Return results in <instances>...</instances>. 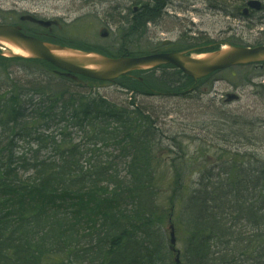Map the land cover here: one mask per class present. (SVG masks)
<instances>
[{"label":"trees","instance_id":"1","mask_svg":"<svg viewBox=\"0 0 264 264\" xmlns=\"http://www.w3.org/2000/svg\"><path fill=\"white\" fill-rule=\"evenodd\" d=\"M151 2L150 6L143 4L144 9L140 11L131 9L130 26L125 35L136 34L134 38H141L147 25L157 20L166 3L164 0ZM225 10L228 12L227 7ZM27 31L38 36L37 30L27 28ZM43 37L58 44L68 41L53 32ZM207 44L194 42L182 48L166 42L152 51L96 50L111 56H125L219 48ZM8 65L27 67V73L36 79L42 76L43 87L27 85L26 92L31 93H26L23 81L12 77L14 71L8 72ZM0 72L3 77L6 74V78L0 74V264L100 261L103 257L96 254L106 241L105 251L124 246L131 250L133 244L122 245L120 238L130 227H134V244L153 243L151 248L128 258V261L137 259L140 264H244L245 260L256 257V251L258 256L264 255V155L261 151L236 153L220 166L215 163L217 166L211 169L200 165L198 177L192 181L191 171L184 170L185 162L188 166L190 160L174 159L166 204L169 220L174 217L173 227L183 244L179 263L166 232L161 234L152 228V218L162 224L165 221L157 204L160 162L157 154L162 148V138L159 129L154 128L157 122L152 112L137 103L136 98L152 96V88L163 92L185 90L160 94L189 96L192 94L187 92L189 88L201 81L196 83L171 65L164 66L162 77L155 81L147 77L145 82L122 78L134 93L127 105H119L100 93L67 90L63 82L68 77L57 73L46 61L0 57ZM172 72L179 75L180 83L167 78ZM56 76L62 79L56 82ZM80 80V85L85 87L105 84L85 77ZM22 98L26 99V110ZM52 123L62 127H57L55 134L38 133L42 127L46 132ZM28 126L35 128L25 132ZM70 126L76 127L78 133L82 131L78 142L70 143L72 132H66ZM56 135L61 139L56 140ZM21 137L29 139L24 146L27 150L14 159L7 149L19 146ZM48 149L47 156L40 157ZM104 149L118 154H105ZM196 166L190 163V169ZM19 170L32 171L34 180L21 179ZM121 170L125 171L123 176ZM219 176L220 181L215 183ZM87 236L91 241L83 249L80 244ZM51 252H55V257L48 259ZM119 261H126L125 257L119 254L116 258H107L103 264Z\"/></svg>","mask_w":264,"mask_h":264},{"label":"rangeland","instance_id":"2","mask_svg":"<svg viewBox=\"0 0 264 264\" xmlns=\"http://www.w3.org/2000/svg\"><path fill=\"white\" fill-rule=\"evenodd\" d=\"M164 1L166 4L160 13V20L156 18L155 22L148 24L146 33L141 38H134L136 34L130 36L129 40L134 38L131 44L134 49L152 51L165 42L182 48L194 42L207 41L220 43L218 46L226 43H264V0H257L263 8L250 17L240 14V8L246 6L248 0L243 3L233 0ZM136 2L137 0H0V22H20V17L25 15L44 20L56 19L59 25L54 28V34L68 39L73 45L116 52L122 43L125 44L124 38L127 36L124 33L130 26L131 7ZM2 19L7 20L1 21ZM28 27L36 29L33 25L28 24ZM0 50L4 53L9 51L1 43ZM6 68L8 72L14 71V79L24 82L22 84L25 86V92L27 85L36 88L44 85L42 76L34 78L27 73V67L8 65ZM149 75H154L153 79L157 80L162 77V70ZM3 78H6V74ZM60 79L62 78L54 77L56 82ZM70 83L66 80L63 82L65 86ZM5 85L7 86L8 82ZM199 88V91L187 97L154 95L136 98L137 103L152 112L153 119L158 124L156 128H159L161 133L162 148L157 154L160 159L157 169V204L165 217L163 227L159 230L161 234L166 232L169 243L173 224L169 221L166 199L170 177L174 173V159L190 160L193 165H205L211 169L217 166L216 160L225 162L236 153H244L249 149L250 145L244 138H249L252 132L242 130L245 125L250 127L249 124L255 123L256 131L260 130L258 134L264 135V67H232L216 73ZM89 89L90 93H100L119 105H127L130 100L129 92L120 84L110 83ZM22 99L26 110V99ZM27 115L31 114L28 112ZM233 118L239 119L242 127L229 125L228 121ZM52 124L46 132L42 127L38 133L55 134L57 127H62L61 124ZM76 131L74 126L67 129L66 132H72L73 139L70 143L81 139L82 131ZM60 139L61 136L56 135V140ZM173 139L180 144V148ZM260 149L258 151L264 155V144ZM49 151L48 149L41 153ZM103 151L112 155L118 154L112 149ZM190 163L186 166L185 162L184 170L187 168L191 171L189 176L192 181L197 177L198 171L190 169ZM217 169L219 167L215 168L216 171ZM120 172L122 176L125 174L124 170ZM174 237V247L181 251L183 244L179 235L175 234ZM174 253L176 254L175 251Z\"/></svg>","mask_w":264,"mask_h":264},{"label":"water","instance_id":"3","mask_svg":"<svg viewBox=\"0 0 264 264\" xmlns=\"http://www.w3.org/2000/svg\"><path fill=\"white\" fill-rule=\"evenodd\" d=\"M251 7L260 9L258 1L249 2ZM50 26L51 21L37 20ZM0 43H9L28 55L14 52L2 53L9 57H27L48 61L64 70L67 75H84L101 81H112L133 71L172 64L196 80L237 65L264 62V45L245 47L228 44L222 48L204 53L189 55L188 51L153 53L143 56L110 57L98 52H88L75 47L60 46L29 35L21 26L0 24Z\"/></svg>","mask_w":264,"mask_h":264},{"label":"bare ground","instance_id":"4","mask_svg":"<svg viewBox=\"0 0 264 264\" xmlns=\"http://www.w3.org/2000/svg\"><path fill=\"white\" fill-rule=\"evenodd\" d=\"M251 1H257V0H248L246 6H244L243 8H240V14L243 17H250L254 13H256V12H258V11L261 10V8L260 9H257V8L251 7L249 5V2H251ZM143 4L144 5H147L148 4L150 6L152 4V2H151V0H137V2L134 4V10L140 11V10L144 9ZM164 6L162 7V9L164 8ZM162 9H161L160 13L163 12ZM159 16H160V14H159ZM157 19L160 20V17L157 18ZM0 24H3V22H0ZM125 36H127V38H124L125 44L122 43L117 48V50H120V49L134 50V47L131 45L132 44V39H134V38H132V39L129 40L130 36H132V35H125ZM207 43H208L207 45H212V44L213 45H219L220 44V43H211V41H207ZM227 44L228 43H226L225 45H227ZM57 45H60V46H68V47L74 46L71 43V41H69V40L67 42H65V44H58L57 43ZM6 46L9 49V51H11V52H14L16 54L25 55V56L28 55L26 52H24L21 49L13 46L12 44L6 43ZM220 46H224V45H220ZM80 77H85V78H88V79H91V80H94V81L102 82L101 80H98V79H94V78H91V77H88V76L76 74V75H72V76L68 77V80L67 81H70L71 83L66 86V89L67 90H71V91H75V93H79V90L80 89H81V93H83V92L84 93H90L91 92V89H89V87H85L83 85H80L82 83V81L80 80ZM211 77H213V75ZM167 78H172V80L175 81L176 83H180L179 82V75L177 73H175V72H172L171 75H168ZM73 82H76L77 85L74 84ZM118 84H120V86H122L123 89H125L127 92L134 93V92H132V88L128 84L121 83V82H119ZM228 123H229V125H233V126H236V127H239V126L242 127V122L239 119L233 118V120L232 121H228ZM249 125H250V127L245 125L242 128V130H246L247 129L248 131H251L252 132V135L249 136V138H244V139L247 140L248 141V145H250L249 149H247V150L256 152L258 150H261L260 149L261 148V145L264 144V135H261V134L259 135L258 134V132L260 130L258 132L256 131L257 128H256V126H254L255 123H251ZM156 127H158V124L157 123L154 124V128H156ZM34 128H35V126H28V127H26V129L24 131L25 132H31ZM157 129H159V128H157ZM46 135L47 134H45V136ZM18 141H19V146L18 145H13V146H11V147H9L7 149L8 153H11L13 155V158L14 159L17 158V155L20 152L27 150V148L24 147V146L25 145L27 146V143H29L28 138H26V137H21V138H19ZM47 154L48 153H44V154L43 153H40V157L47 156ZM105 154H109V153H105ZM216 162L219 165H222L224 163L221 160H216ZM199 168H200V165H197L193 169L196 170V171H198ZM19 171H21V173H20L21 179H23V180L24 179L25 180H30V181H33L34 180L33 179L34 176H33L32 171H30V170H19ZM197 177H198V175H197ZM220 178H221V176L217 177L214 180L215 183H218L220 181L219 180ZM20 192L22 193V190H20ZM21 193L17 194V197H20ZM172 217L173 216H171V219L169 220L171 224H173L175 222V221H173L174 220V217L173 218ZM11 223L14 224V222H11ZM151 224H153V227L152 228L156 232L159 231V229L161 227H163V224L158 219H156V218H152ZM129 229L130 230L125 233L124 237L122 235L120 238H121V244L122 245H124L127 242L133 244V247L131 248V250H127L125 248V246H124V247H121V248L115 247L110 252L105 251V246H106V243H107V241H106L105 243H103V245H102V247H101V249L99 251V254H96L97 257H99V258L100 257H103V259H100V261H98V260H95V261L86 260V261H84L83 264H103L104 261L107 258H111V257L116 258V257H118L119 254L121 256L125 257V260L126 261H119L118 264H140L139 260L134 259L132 261H128V258L129 257H132L134 255H137L139 252H144L145 250L151 248L153 246V243H138V242H136L134 244V242L132 241V236L135 233L134 232V227H130ZM175 234L177 235L176 230L173 227L172 232H171L170 245H171V249H172L173 253H174V251L176 252V254L174 253V258L176 260V263H179L180 262V259H181V253L182 252L180 250L175 249V247H174V245L176 243V238L174 237ZM141 240H143V238H141ZM89 241H91V237L90 236H87L84 240L81 241V244H80L81 248H83V249L84 248H87L88 247V244H89ZM187 247L189 249V246H187ZM54 253L55 252H51V255L47 256V258L48 259H51V258L55 257V254ZM257 254H259V252L256 251L255 254H254V255H256V257H254L252 260H248V259L245 260V263L244 264H264V255L258 256ZM218 255H219V253L216 252V257H218Z\"/></svg>","mask_w":264,"mask_h":264},{"label":"flooded vegetation","instance_id":"5","mask_svg":"<svg viewBox=\"0 0 264 264\" xmlns=\"http://www.w3.org/2000/svg\"><path fill=\"white\" fill-rule=\"evenodd\" d=\"M27 20H29L28 18H27ZM29 21H31V20H29ZM30 23H33V22H30ZM33 24H36V23H33ZM39 25V24H38Z\"/></svg>","mask_w":264,"mask_h":264}]
</instances>
